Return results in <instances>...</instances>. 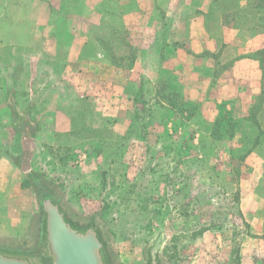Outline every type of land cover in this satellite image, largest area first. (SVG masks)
Segmentation results:
<instances>
[{
  "label": "crops",
  "instance_id": "obj_1",
  "mask_svg": "<svg viewBox=\"0 0 264 264\" xmlns=\"http://www.w3.org/2000/svg\"><path fill=\"white\" fill-rule=\"evenodd\" d=\"M67 2L0 0V137L15 126L36 151L51 150L59 147L56 135L72 131L75 116L100 130L127 112V138L133 142L134 95L141 81L153 91L162 81L183 88L185 101L199 102L198 117L207 122L225 105L234 119L232 156L241 158L242 166L236 173L240 224L226 235L240 237L239 243L222 262L264 264V157L253 155L256 148L264 155V139L253 146L264 130L250 118L259 102L264 109V58L258 55L264 51L263 21L242 29L220 23V31L211 35L199 14L191 18L187 36L181 23L184 12L190 14L185 0H114L111 6V0H82L78 12L67 9ZM114 15L120 24L115 32L134 57L125 76L123 60L113 65L96 41ZM152 125L145 130L155 144L160 127Z\"/></svg>",
  "mask_w": 264,
  "mask_h": 264
},
{
  "label": "rangeland",
  "instance_id": "obj_2",
  "mask_svg": "<svg viewBox=\"0 0 264 264\" xmlns=\"http://www.w3.org/2000/svg\"><path fill=\"white\" fill-rule=\"evenodd\" d=\"M185 1L191 6L196 0ZM81 4L82 0H68L65 6L78 12ZM190 6V14L184 12L181 22L187 36L191 18L196 17L191 14ZM116 18L114 15L103 23L96 41L107 59L110 54L106 46L114 54V49L122 53L125 76L133 53L122 34L115 32L120 29ZM205 28L211 35L220 31L219 24L207 16ZM92 48V44L87 45V54L92 53ZM18 72L19 66L13 77L17 78ZM163 83H158L153 91L142 82L138 110L132 122L136 128L132 131L136 138L133 142L130 135L127 138L130 128L127 112L121 113L110 129L100 130L90 128L79 115L75 116L72 131L56 135L59 147L51 150L44 146L36 151L12 130L3 134L0 137V240H31L37 222L36 183L31 176L35 175L41 185L65 195L67 208L74 216L89 219L93 213L100 215V221L113 237L111 251L118 264H143L145 246L160 232L167 237L163 255L169 264H229L222 261L227 259L228 252L233 256L240 238L226 235L235 224H240L236 173L242 166V159L232 156V139L226 138L227 132H232L231 111L225 105L216 109L215 118L223 120L219 130L226 132L225 138L218 140L210 134L215 118L207 122L198 117L199 102L191 103L183 115L178 113L172 101L183 103L185 90ZM162 97L164 101L157 100ZM250 118L260 121L264 130V109L252 111ZM153 122L160 127L155 144L145 130ZM197 126L204 132H197L200 129ZM260 137L264 138V134ZM253 155L264 157L259 148ZM218 240L222 242L220 248ZM235 263L232 260L231 264Z\"/></svg>",
  "mask_w": 264,
  "mask_h": 264
},
{
  "label": "water",
  "instance_id": "obj_3",
  "mask_svg": "<svg viewBox=\"0 0 264 264\" xmlns=\"http://www.w3.org/2000/svg\"><path fill=\"white\" fill-rule=\"evenodd\" d=\"M31 176L40 184L35 175ZM35 189L37 222L32 238L0 240V264H118L111 251L113 237L98 217L74 216L65 195L50 193L41 198L42 193ZM166 243V235L158 233L144 248L143 264H169L163 255Z\"/></svg>",
  "mask_w": 264,
  "mask_h": 264
},
{
  "label": "trees",
  "instance_id": "obj_4",
  "mask_svg": "<svg viewBox=\"0 0 264 264\" xmlns=\"http://www.w3.org/2000/svg\"><path fill=\"white\" fill-rule=\"evenodd\" d=\"M188 3V7H189ZM192 9L191 14L193 15H199L202 14L205 17L207 16L210 18V20L214 24H220L223 26H232L233 28L236 29H242V28H247L251 24L254 25L255 22L257 21H264V0H249L246 2H241V0H196L193 2V4L190 6ZM208 8V9H207ZM216 8H220L221 11L217 13ZM104 44V43H103ZM106 46V45H105ZM106 52L109 55L110 58L108 60L113 64H120V61L123 60L122 57H118L113 53V50L111 47L106 46ZM258 55H260L262 58H264V51L260 52ZM131 59H134L133 56L130 57ZM141 86L142 82L139 85V89L137 94L134 97V102L137 104L139 103V97L141 96ZM172 96H174V93H170ZM260 96H264V85L260 91ZM162 99L165 100L164 97ZM188 104V105H186ZM183 103L177 102V100L172 101V105L176 107V111L183 115L185 111H189L191 108V102H186L184 101ZM171 104V103H170ZM190 104V105H189ZM260 108V102H259V107L257 106L255 110H259ZM189 115V114H188ZM222 117H218L213 121L212 124V130H211V136L218 140L224 139V133L219 128L222 126L223 120L221 119ZM189 119V117H188ZM233 119V118H232ZM254 120V119H252ZM256 124L258 125L259 128V123L254 120ZM230 129L232 132H227V140H231L234 137V119L233 123L230 126ZM13 131L20 135L19 129L17 127H13ZM264 134L261 130L259 131L258 136L254 140L253 146H257L260 140L264 139L261 138L260 136ZM41 184H36L35 188L38 186L39 188L43 187L40 186ZM41 198L47 197L50 193H56L54 188L47 187L46 190H43L41 192Z\"/></svg>",
  "mask_w": 264,
  "mask_h": 264
},
{
  "label": "flooded vegetation",
  "instance_id": "obj_5",
  "mask_svg": "<svg viewBox=\"0 0 264 264\" xmlns=\"http://www.w3.org/2000/svg\"><path fill=\"white\" fill-rule=\"evenodd\" d=\"M40 186H43V185H40ZM44 187V186H43ZM43 187L41 188H39V186H38V190L40 191V192H43ZM46 188V187H45ZM35 191H36V189H35ZM93 217H98V219L100 220V215L98 214V213H93L92 215H91V217H89V219L90 218H93Z\"/></svg>",
  "mask_w": 264,
  "mask_h": 264
}]
</instances>
